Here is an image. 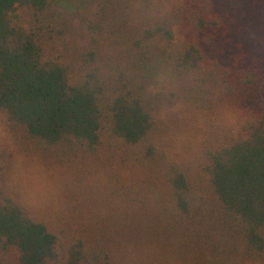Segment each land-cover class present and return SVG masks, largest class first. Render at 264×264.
Segmentation results:
<instances>
[{"label":"trees","instance_id":"trees-1","mask_svg":"<svg viewBox=\"0 0 264 264\" xmlns=\"http://www.w3.org/2000/svg\"><path fill=\"white\" fill-rule=\"evenodd\" d=\"M0 119V264H264V0H0Z\"/></svg>","mask_w":264,"mask_h":264},{"label":"rangeland","instance_id":"rangeland-1","mask_svg":"<svg viewBox=\"0 0 264 264\" xmlns=\"http://www.w3.org/2000/svg\"><path fill=\"white\" fill-rule=\"evenodd\" d=\"M180 104L171 110H176ZM177 112V116L182 117L186 115V110ZM182 112V113H181ZM166 113L169 114L166 109ZM10 143L8 132L0 119V144ZM19 161L14 166L13 185L21 192L23 199L29 206L37 213L45 210H53L64 205V198L71 194L72 172L65 165H58L48 167L40 162L37 157H23L18 155ZM74 178H72V183ZM81 198V193L77 195ZM74 202V200H72ZM77 202V201H76ZM108 207L106 202L103 203ZM102 204V206H103ZM99 205V204H98ZM87 206L85 200L76 206V210H85ZM98 206H94L97 209ZM96 213V212H94Z\"/></svg>","mask_w":264,"mask_h":264}]
</instances>
